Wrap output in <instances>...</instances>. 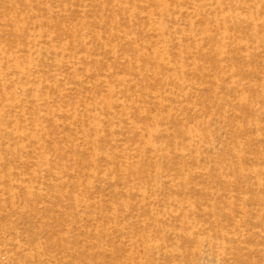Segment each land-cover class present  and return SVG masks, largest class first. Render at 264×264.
<instances>
[{"label":"rangeland","instance_id":"374dc122","mask_svg":"<svg viewBox=\"0 0 264 264\" xmlns=\"http://www.w3.org/2000/svg\"><path fill=\"white\" fill-rule=\"evenodd\" d=\"M0 264H264V0H0Z\"/></svg>","mask_w":264,"mask_h":264}]
</instances>
